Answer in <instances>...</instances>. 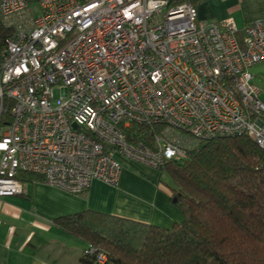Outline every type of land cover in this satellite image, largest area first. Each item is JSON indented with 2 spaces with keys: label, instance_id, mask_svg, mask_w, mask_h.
I'll list each match as a JSON object with an SVG mask.
<instances>
[{
  "label": "built area",
  "instance_id": "1",
  "mask_svg": "<svg viewBox=\"0 0 264 264\" xmlns=\"http://www.w3.org/2000/svg\"><path fill=\"white\" fill-rule=\"evenodd\" d=\"M0 22V197L25 192L20 172L78 194L116 186L121 159L160 170L221 136L264 148V19H200L192 0H0Z\"/></svg>",
  "mask_w": 264,
  "mask_h": 264
},
{
  "label": "trees",
  "instance_id": "2",
  "mask_svg": "<svg viewBox=\"0 0 264 264\" xmlns=\"http://www.w3.org/2000/svg\"><path fill=\"white\" fill-rule=\"evenodd\" d=\"M10 35L0 22V51ZM142 132L131 126L133 138ZM158 171L169 176L171 185L159 183L182 219L161 227L90 209L56 217L58 228L106 256L98 262L83 252L80 264H264V148L252 137L195 141L184 158ZM17 177L42 180L28 172Z\"/></svg>",
  "mask_w": 264,
  "mask_h": 264
},
{
  "label": "crops",
  "instance_id": "3",
  "mask_svg": "<svg viewBox=\"0 0 264 264\" xmlns=\"http://www.w3.org/2000/svg\"><path fill=\"white\" fill-rule=\"evenodd\" d=\"M196 6L200 19L232 17L239 29L250 20L264 19V0H198ZM251 73L264 101V62ZM160 178L158 170L132 162L123 164L116 186L93 179L78 194L43 179L24 181V193L0 197V264H80L86 244L58 228L54 219L87 209L170 227L182 213Z\"/></svg>",
  "mask_w": 264,
  "mask_h": 264
},
{
  "label": "rangeland",
  "instance_id": "4",
  "mask_svg": "<svg viewBox=\"0 0 264 264\" xmlns=\"http://www.w3.org/2000/svg\"><path fill=\"white\" fill-rule=\"evenodd\" d=\"M251 69H252V68H251ZM55 95L58 96V91L55 92ZM4 129H5V127L2 126V127H1V132H2ZM121 162H122V165L124 164V165L127 166V167L130 166L131 163H132V162H130V161L122 160V159H121ZM161 180H162L163 182L167 183V184H170V185L172 184V183H171V180H170V178H169V176H168L166 173H164V172H163V174H162ZM161 184L164 185L163 183H161ZM83 245H84V244L82 243V245H80V246L83 247ZM81 249H82V248H80V250H81Z\"/></svg>",
  "mask_w": 264,
  "mask_h": 264
},
{
  "label": "water",
  "instance_id": "5",
  "mask_svg": "<svg viewBox=\"0 0 264 264\" xmlns=\"http://www.w3.org/2000/svg\"><path fill=\"white\" fill-rule=\"evenodd\" d=\"M174 201H175V199H174Z\"/></svg>",
  "mask_w": 264,
  "mask_h": 264
}]
</instances>
